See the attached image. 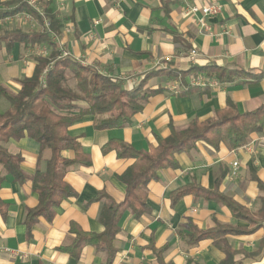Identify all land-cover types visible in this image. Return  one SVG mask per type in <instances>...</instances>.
<instances>
[{
  "label": "crops",
  "instance_id": "1",
  "mask_svg": "<svg viewBox=\"0 0 264 264\" xmlns=\"http://www.w3.org/2000/svg\"><path fill=\"white\" fill-rule=\"evenodd\" d=\"M7 1L0 0V4ZM32 1L39 11H49L61 21L58 42L51 41L57 58L60 52H67V58L117 80L124 89L153 73L145 88L154 93L126 127L97 130L96 119L84 116L68 129L88 155L89 165L67 169L64 181L75 196L61 202L52 221L39 219L28 236L23 221L26 210L37 205V195L30 183L18 184L5 177L0 188V200L6 205L5 215L0 214V264H105V254L91 246L83 247L77 259L70 253L77 233L99 234L103 230L98 220L103 200L96 201L97 195L104 193L116 203L124 199L125 187L117 177L132 160L118 159L113 151L103 153L101 147L119 140L137 151L149 152L158 138L169 135V124L184 129L193 119L202 122L211 118L229 102L239 113L263 108L264 0H217L221 12L205 19L207 31L177 0ZM188 3L200 6L203 1ZM40 28L33 18L27 23L13 18L0 21V35ZM37 48L19 43L0 46V86L13 94L19 91V80L30 77L36 66ZM45 49L44 56H48L51 49ZM191 50L197 52L193 62L188 60ZM168 65L183 73L198 68L195 76L185 79L191 87L187 94H183L180 80L161 73ZM213 69L237 75L219 82ZM198 77H204L205 83L191 85ZM174 84L180 87L178 92L171 90ZM7 108V101L0 97V113ZM29 141L10 140L3 145L22 157L26 174L37 167L43 169L49 157L47 150L40 153L38 145L32 141L35 149ZM61 155L73 157L70 151ZM175 160V168L159 170L157 180L147 185L148 211L139 219L128 211L122 214L113 241L117 252L113 264H222L223 247L232 252V264H264V221L258 217L264 198L260 187L264 188V129L233 150L223 144L213 148L197 142ZM233 163L237 167L233 168ZM193 184L210 191L217 187L248 218L192 195L172 202V193ZM250 220L259 222V228L247 234H227L217 244L212 238L198 242L192 238L194 230L216 233L217 226L248 231L253 227Z\"/></svg>",
  "mask_w": 264,
  "mask_h": 264
},
{
  "label": "trees",
  "instance_id": "2",
  "mask_svg": "<svg viewBox=\"0 0 264 264\" xmlns=\"http://www.w3.org/2000/svg\"><path fill=\"white\" fill-rule=\"evenodd\" d=\"M29 0H9L0 4V20L11 18L19 13H26L37 21L40 29L36 32L19 30L6 31L0 35V46H10L19 43L24 46L50 48L48 56L35 58L36 66L28 78L19 80L20 89L10 93L0 86V97L8 103V108L0 113V188L5 177L9 176L14 183H30V189L37 195L38 203L34 208L25 212L24 226L26 236L39 219L52 221L55 209L65 199L75 196V193L64 181L68 168L74 165H89V157L84 154L75 137L68 134V129L84 116H93L97 130L123 128L131 123L132 117L141 112L149 97L154 93L145 88L147 82L155 74H146L140 82L130 89H124L112 78L98 74L95 70L83 67L70 58H57L55 46L51 43L50 34L59 35L62 24L57 15L43 11V17L49 22L48 28L43 25V18L28 4ZM46 68H50L42 87L39 78ZM198 68L177 72L170 65L161 73L180 80L183 94L191 87L185 79L195 76ZM216 79L225 82L237 73H226L224 70L213 69ZM259 79V78H258ZM74 81V87L68 81ZM105 120L98 121L99 118ZM264 129V107L254 112L239 113L231 102L225 109L217 110L214 115L205 120H191L181 130H176L169 124L170 133L165 138H158L156 145L149 152L137 151L130 145L119 140H111L101 147L103 153L115 152L118 159L132 160V164L117 177L124 189V199L114 202L106 194L101 193L95 198L103 200L99 214L102 232L99 234H76L70 253L77 259L81 249L91 246L106 256L105 264H113L116 250L113 241L119 233V221L122 214L128 211L134 219H139L148 211L146 204L147 185L157 180V172L162 169L177 166L175 156L194 148L197 142H204L213 148L223 144L233 150L243 146L252 134ZM24 138L34 141L39 152L47 150L49 157L45 160L44 168H36L32 174H26L21 167L22 157L11 154L4 148L10 140L18 142ZM62 151H70L72 158H63ZM218 185V181L216 182ZM263 191L264 188L260 186ZM184 195H192L207 201L225 205L233 214L247 219L244 210L230 199L219 193L217 187L212 191L199 185H189L171 194L172 202ZM6 205L0 200V214L5 215ZM259 221H264V198L261 199V209L258 212ZM251 230H233L230 227L217 226L216 233H202L194 230L192 238L195 242L212 238L215 244L227 234L251 233L258 229L259 222L251 221ZM219 234V236H218ZM65 250V249H63ZM225 259L222 264H232L233 254L223 247Z\"/></svg>",
  "mask_w": 264,
  "mask_h": 264
},
{
  "label": "built area",
  "instance_id": "3",
  "mask_svg": "<svg viewBox=\"0 0 264 264\" xmlns=\"http://www.w3.org/2000/svg\"><path fill=\"white\" fill-rule=\"evenodd\" d=\"M177 1L184 5L186 12L190 16L196 17V21L200 25V28L203 31L208 30L206 25H205V19L217 17L221 12V7L218 4L217 0H202L203 4H201L200 6L195 5V4L190 5L188 3V0H177ZM28 4L31 8H33L34 10H36L38 12V14L43 18L44 27L48 28L49 22L43 17V13L37 9L35 2L32 0H29ZM11 18L16 20L17 22H23V23H27V22H30L32 20V17L26 13H19L16 16L11 17ZM0 21H3V20H0ZM50 37H51V41L53 43L58 42L57 35L51 33ZM37 53L40 56H44L46 53L45 47H38ZM67 57H69V54L67 52H64V51L60 52L59 58H67ZM196 57H197V52L195 50H191L188 54V60L193 62ZM49 70H50V68H46L43 71V73L40 75L39 82H40L42 87L45 86V77H46L47 73L49 72ZM204 83H205L204 77H198V78L191 81V85H195V86H197V85L200 86V85H203ZM170 88L172 91L178 92L180 87L178 86V84H174V85L170 86ZM232 166H233V168L237 167V163H233Z\"/></svg>",
  "mask_w": 264,
  "mask_h": 264
},
{
  "label": "rangeland",
  "instance_id": "4",
  "mask_svg": "<svg viewBox=\"0 0 264 264\" xmlns=\"http://www.w3.org/2000/svg\"><path fill=\"white\" fill-rule=\"evenodd\" d=\"M74 81L73 80H69L68 81V85L72 88V87H74ZM104 118V117H103ZM103 118H99V120L98 121H101V120H103ZM29 143L36 149L37 148V146L32 142V141H29ZM13 144V143H12ZM45 153L48 155V151H45Z\"/></svg>",
  "mask_w": 264,
  "mask_h": 264
}]
</instances>
